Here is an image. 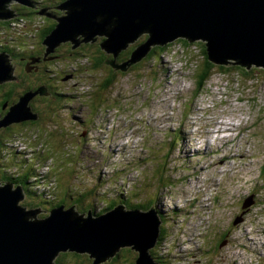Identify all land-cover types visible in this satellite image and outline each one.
<instances>
[{"label": "rangeland", "instance_id": "374dc122", "mask_svg": "<svg viewBox=\"0 0 264 264\" xmlns=\"http://www.w3.org/2000/svg\"><path fill=\"white\" fill-rule=\"evenodd\" d=\"M20 6L25 5L12 3L9 6L13 12L10 19L15 20L10 21L11 26L0 29V49L4 54H9L10 64L16 68L13 76L21 71L16 57L33 52L39 46V41L42 42L39 34H31V17L33 20L38 17L35 21L37 27L46 28L51 23L44 16L49 11L42 12V15H28L26 21L18 22L16 11ZM60 13L65 15V11ZM19 37L24 41L17 40ZM146 37L143 35L131 47L137 46ZM184 40L189 42L182 38L171 42L172 46L162 55L161 51L157 55L155 52L131 73L121 75L108 91L96 88L97 80L103 74L93 73L88 68L76 72L78 77L66 75L61 78L64 89L80 87V94L76 98L66 99L62 104L53 103L52 106L37 103L42 116L35 124L14 127L10 132L2 130L4 133L1 135L9 141L0 151V184L8 183L4 174L22 175L26 170L23 166L26 165H39L38 169H41L45 159L47 162L43 166H47V170L50 166L57 172L60 197L66 199V204H72L82 192L93 191L85 196L86 205H82V209L88 205L94 208L96 204L95 209L99 210L103 206H99L96 200L100 179L103 184L101 192L110 193L104 196L99 192L106 199L116 195L120 189H131L132 185L128 189L121 188L126 185L124 181L127 184L137 181L142 185L137 191L134 190L131 199L145 205L154 202L155 206L160 202L165 208L172 209L173 206L196 205L207 198L209 200L198 204L193 213L205 211L206 208L208 212L214 211L217 218L210 221L209 233L212 238L209 241L215 247V241L218 242L222 236L220 232L230 224L234 229L233 242L230 243L232 252L229 253L231 263L254 264L256 259L253 256L257 255L254 249H263L261 244H264V235H258V231L264 227V205L253 203L250 212L243 215V220L236 225L234 222L243 212L239 209L242 201H246L250 195L264 192L263 69L254 66L247 72L231 68L226 74L215 70L205 89L197 92L196 73L207 45L203 41L185 44ZM24 42L27 46L21 45ZM45 59L50 60L47 56ZM227 62L236 63L232 59ZM252 69L255 71L253 76L249 73ZM31 75L29 79L32 80L35 74ZM25 88L24 85L18 86L16 91ZM68 102L71 104L66 106L72 108L64 107ZM97 105L108 108L96 114L92 109ZM7 108L9 110L10 107ZM78 112L77 117L74 113ZM107 115L110 116L107 118ZM50 157H53L52 163L48 160ZM132 158L140 160L138 165L143 168V175L132 162L125 164ZM31 161H34L33 165ZM117 172L119 175L122 173V178L115 183L113 179ZM127 177L134 178L128 181ZM30 187L36 188L33 183H30ZM34 193L36 196L28 192L21 205L28 209H39L40 217L47 216L49 206ZM67 193H71L72 198ZM125 196L128 200L129 196ZM225 201L226 210L220 208L216 212L219 207L224 208ZM223 216L224 220L219 219ZM175 220L171 219L170 222ZM199 222L200 219H196L189 225L191 234L186 238L195 242L193 249L202 251L198 245L201 242L205 245V242ZM168 225L169 222L164 223L166 228ZM243 232H250L247 236L251 237L252 242L248 261L244 255L246 250H240L236 244L244 237ZM175 234L178 232L175 231ZM172 253L179 256L176 248ZM134 255L135 258H132L133 254L124 250L119 263L135 264L137 253L134 252ZM205 255V251L197 252L188 264H206L208 258ZM164 260L167 262L166 258ZM184 261L187 262L184 257L170 260L174 264ZM66 262L90 264L91 261L87 255H81L76 259L75 256H67ZM226 262L224 258H217L208 264Z\"/></svg>", "mask_w": 264, "mask_h": 264}, {"label": "water", "instance_id": "95a60500", "mask_svg": "<svg viewBox=\"0 0 264 264\" xmlns=\"http://www.w3.org/2000/svg\"><path fill=\"white\" fill-rule=\"evenodd\" d=\"M31 1L0 0V21L12 18V3L30 6ZM60 10L65 15L56 17L54 31L43 41L46 56L62 44L71 43L76 49L101 36L103 49L114 55L109 64L127 72L153 47L182 38L206 42L208 58L216 65L264 69V0H66ZM143 35L148 36L146 41L126 62L117 64L119 54ZM10 62L9 54H0V84L17 80ZM37 95H49L48 89L23 94L0 115V132L37 120L30 106ZM25 196L22 185L0 184V264H56L64 253L87 255L91 264H107L127 248L138 254L135 264H160L152 256L163 223L157 205L144 211L119 204L95 215L93 210L81 213L76 205L64 204L40 217L39 209L21 205ZM253 203L254 196L244 201L234 225Z\"/></svg>", "mask_w": 264, "mask_h": 264}, {"label": "trees", "instance_id": "16d2710c", "mask_svg": "<svg viewBox=\"0 0 264 264\" xmlns=\"http://www.w3.org/2000/svg\"><path fill=\"white\" fill-rule=\"evenodd\" d=\"M50 1L51 0H32L31 1L32 4L30 6H26V7L25 6L24 7L20 6V8H17L18 10L16 11L17 12L16 15L18 16V18H16V20L18 22L19 21H26V19H27L26 16L28 17V15L29 16L30 15H38V14L42 15V12L49 11V13L47 15H44L51 21L50 25H48L46 28H44L42 26H38L37 27L35 21L38 19V17L36 16V18L34 20H33V17H31V19H32L31 20V22H32V25H31L32 32H31V34H33L35 36H36V34H39V36L42 39V42L44 41V39L47 36H49L54 31L57 22H56V18H53V16L54 15L59 16L58 14L61 11L60 10L61 5L63 4V1H66V0H53V1H56V2H51V3H50ZM28 10L30 12H27ZM13 11H15V10H13ZM14 20H15V18L10 19L9 21L8 20L0 21V29H2L5 26L6 27L7 26H11L10 21H14ZM40 28H43V29H40ZM147 38H148V36L146 37V39ZM146 39H144V41H146ZM17 40H19L21 42L23 39H21V37H19V38H17ZM104 40L105 39L103 37H100L97 42H90L88 44L81 45L79 48H76V49H73V46L70 43L69 51L67 53L61 52V54L63 53L64 54L63 56H65V57L61 56L63 58H61L60 56H56V51L57 50L55 52L47 55V58L50 59V60L53 59L54 56H55L56 59L58 58V60H57L58 62L52 67V71H51V74H50V76L52 77V79L54 81L57 80L56 83L51 82L44 75H34V79H32V80L30 79L32 83H33V81L35 83V85L33 84L34 86H32L31 82L29 81V79L27 80L24 77L23 73H22V75H20V73H19V75H16L17 76V80L9 81V82H5L3 84H0V109L2 110V113H3V106L5 104H8V107H10L11 105L15 104L18 101V99L23 94H25L26 92H28V91H37L39 88H45L46 87L48 89L49 95H47V96L37 95L36 97H34L32 99V101L34 99L38 100V99L43 98L44 101L41 103L42 105H50V106H52L53 103H59V104L61 103L62 104V101L66 100V99L70 100L72 98H76V96L78 94H80V93H78V91H80V87L79 86L78 87H76V86L74 87L73 86L74 89L73 88H68V90L64 89L62 87L63 83L61 82V78H63L66 75H72L73 77H78L76 72L86 71V68L92 70L93 73L100 72V73L103 74L102 77H100V79L97 80L96 88L108 91L117 83V80H118V78L121 75H127L128 73H131L132 70H134V69H136V68H138L139 66L142 65V61H141V62L137 63L136 65H134L131 68V70H128L127 72H124L122 70H116L114 67H112L109 64V62L114 59V55L111 54V53H108L105 49H103V47L101 45L102 42H104ZM144 41H142L138 45L142 44ZM42 42L39 41V46L37 45V47H35L34 50L35 49H39L40 45H42L46 49V45H44V43L41 44ZM184 43L185 44H189L190 42H187V41L184 40ZM26 44L27 43L24 42L21 45L27 46ZM131 46L127 50H125V51H123V52H121L119 54L118 58L116 59V63L117 64H122V63L126 62L130 58L132 52L137 47V46H135V47H131ZM170 46H172V43H168V44H166L163 47H161V46L153 47L151 52H150V54L146 57V59H150L152 57V55L155 54V52H156V55L159 54L160 51H161L160 54H162ZM1 50H3V49H1ZM20 50H24V49L20 48ZM22 52H24V51H22ZM203 52H204L203 61H202V64L198 67L197 73H196L197 75H196V87L195 88H196L197 92L198 91L199 92L203 91L205 89L206 83L211 79V77H212L213 73L215 72V70H219L220 73H225V74L229 70H231V68L241 69V70H243V71L245 70L247 72L249 70L246 67H241V66H237V65L231 66V67L230 66L228 67L226 65L217 66V65H215L214 63H212L209 60L208 54H207V51H206V46H205ZM5 53L7 54V52H5ZM45 53H46V51H45ZM24 54H22V55H24ZM51 56H53V57H51ZM35 58L36 59L39 58L40 62L46 61L45 60L46 54H44L43 58L39 57V56H37ZM86 60L88 61L87 62L88 65L87 66H86ZM25 72H27V70H25ZM254 72L255 71L253 69H252V71H249L251 76H253ZM262 72L264 73L263 70H262ZM75 74L77 76H74ZM18 80H20V82ZM26 82L28 83L27 86H26ZM8 84H10V86L6 87ZM23 85L26 88L24 90H22V91L17 92L16 91V87L23 86ZM56 86H58V89H57V91L55 90L54 96H55L56 99H58V101H56V99H52L53 96H52V94H51L52 92L50 90V89L55 88ZM81 88H83V87H81ZM70 89H72V91H75V90H77V91L76 92H72ZM49 90H50V92H49ZM95 90L96 89L94 88V91ZM16 97H17V99H16ZM34 103L35 102H33V104ZM38 103H40V102H38ZM70 104H71V102H68V103L65 104V106L63 104V106L65 108H72V107L66 106V105H70ZM36 105H37V102H36ZM30 106L32 107L31 103H30ZM107 108H108V106H107ZM107 108H104L102 105H97V108H93L92 110H93V112H96V114H97L99 111L103 112L102 110H106ZM38 110H39V113H41V116H42V111L39 109V107H38ZM34 112L38 114V119H40V114L38 112H36V111H34ZM6 113L7 112L4 111V114L1 115V116H4ZM74 114L78 117V114H80V112L74 113ZM77 119H79V118H77ZM36 122H37L36 120L33 121V123H36ZM6 130L3 129L4 132H10L9 130L8 131H6ZM4 132H2V130L0 132V151H3V147L5 146L6 141H9L8 139H4L3 136L1 135ZM11 140H12V138H11ZM172 140H174V138ZM66 148L68 150L69 147L66 146ZM48 159H51V162L53 161V157H50ZM139 161L140 160H138L137 162L139 163ZM129 162H132V161L128 160V162L125 163V164L128 165ZM25 168H26V170L24 171V175H20L19 177H14V176H9V175L7 176L6 174H4L5 181H10V182L12 181V183H14L15 186L22 185V186H24V189H25V186H26V184H28V180L31 178L32 175L34 176V178L38 177V174H37L36 170L32 169L31 166L26 165ZM51 171H52V169H51ZM52 175L55 176V178H56V180L58 182L57 172H54V170H53ZM50 178H53V177H50ZM100 180H98L100 185H97V189L99 187L98 191H100V189L102 188ZM48 186L50 188H52V189L54 188V190L57 188L56 189V193H57V197L59 199L58 203H56L55 200L45 201L44 204L48 205L49 207L50 206L57 207V206H61V205L65 204L69 208V207H71L73 205H76V207H77L79 212H81V213L85 212L86 213V212H88V209L91 208V206H92V205H88L87 207L82 209L84 204L86 205L85 196L86 197L89 196L90 193L91 194L93 193V191H88L86 193H83V192L80 193V196L78 198L74 199L73 203L72 204L70 203L71 204L70 205V204H66L67 203L66 199H63V198L60 197V191H59L58 183H57V186L55 184H48ZM130 190L131 189H129L127 191L121 190V191H119L117 193V194H119L118 196H117V194L116 195H112V197L110 199L114 200V201H112L111 203H107L108 207L103 209L104 212H106L108 210H111L118 203L121 204V202L125 203L127 208L141 209V210H144V211L149 210L150 208H152L154 206V202H151L148 205H145V204L138 203L135 200L131 199V197L134 195V193H132V190L131 191ZM70 194L71 193H67V196L69 198H72V195L70 196ZM103 194L106 195V194H110V193H108L107 191H104ZM33 195L36 196V194L34 192H33ZM125 195L129 196L128 200H127V196H125ZM39 199H41V196H39ZM254 203H256L258 205L260 204L259 206L264 205V192L263 191L258 192V194L256 196H254ZM156 204H158V203H156ZM158 206H159V211L161 213L160 215H161V218L163 220V223H166V222L170 223V220L176 218L181 212L180 209H176V208L175 209H167L164 206H162V204L160 202H159ZM23 207H25V206H23ZM252 211H254V209ZM95 215H100V214L96 213ZM262 215H264V213ZM166 231H167L166 227L163 224L162 227H161L160 240L163 238V236L165 235ZM227 235L228 234H224L222 237L224 238ZM124 250H126V249H124ZM124 250H122L110 263H107V264H123V263H119V261H122L121 258H122V253L124 252ZM156 254L152 251V256L155 258L156 261L160 262L161 264H166L167 263L164 260L165 257L160 255V252L156 251ZM67 256H73V257L75 256V259H76V258H79L81 255L75 254V253H72V254L71 253H64V254H61L58 257V259L56 260V263L57 264H68L66 262ZM89 263L91 264V262H89ZM74 264H77V263H74Z\"/></svg>", "mask_w": 264, "mask_h": 264}, {"label": "flooded vegetation", "instance_id": "af4514ba", "mask_svg": "<svg viewBox=\"0 0 264 264\" xmlns=\"http://www.w3.org/2000/svg\"><path fill=\"white\" fill-rule=\"evenodd\" d=\"M59 14H61V13H59ZM57 16L56 15H54L53 16V18H56ZM42 44V43H41ZM69 49H70V43H66V44H63V45H61L58 49H57V51H56V56H63L64 54L62 53L61 54V52H65V53H67L68 51H69ZM1 50V49H0ZM45 51H46V49H45V47H43L42 45H40V48L39 49H35L33 52H31V53H29V54H24V55H21V56H17L16 57V63H18L17 64V66L19 67H21L20 69H21V71L19 72L20 73V75H22V73L24 74V77L26 78V79H29V77H32V75L31 74H35V75H44V76H46L51 82H54V83H56L57 82V80H53L52 79V77L50 76V74H51V71H52V67L58 62L57 60H58V58L56 59L55 58V56L53 57V56H51V57H53V59H51V60H46V61H42V62H40L39 60L37 61V60H35L36 58L35 57H37V56H39V57H44V54H45ZM2 52H4L3 50H1L0 51V54H2ZM55 55V54H54ZM63 57H65V56H63ZM63 57H61V58H63ZM37 62V63H36ZM35 63V64H34ZM25 70H27V72H25ZM29 81L31 82V80L29 79ZM35 85V83H34V81H33V83L31 82V85L32 86H34ZM57 89H58V86H56L55 88H53V89H50L51 90V94H52V99H56L55 98V96H54V94H55V90L57 91ZM50 90H49V92H50ZM44 101V99L43 98H41V99H38V100H36V99H34L32 102H31V104H32V107H33V110L34 111H36V112H38L39 113V110H38V107L36 106V102L38 103V102H40V103H42ZM56 101H58V99H56ZM33 102H35L34 104H33ZM7 110H8V108L5 110V109H3V113H2V110L0 109V115H3L4 114V111L5 112H7ZM40 114V117H41V113H39ZM33 124H35V123H33V121H28V122H24V123H20V124H15V125H13V126H10V127H8L7 128V130L6 131H11V129L12 128H14V127H19V126H28V125H33ZM220 238V244L222 243V242H224V243H226L227 242V240H225L224 241V238L222 239L221 237H219ZM247 248V247H246ZM248 250V249H247ZM127 251H129L130 253H132L133 254V256H132V258L135 256L134 255V252L133 251H131V250H127ZM248 254V253H247ZM131 258V259H132ZM135 258V257H134ZM246 258V257H245ZM247 259V258H246ZM91 261V260H90ZM57 264V263H56ZM244 264H248V263H244Z\"/></svg>", "mask_w": 264, "mask_h": 264}, {"label": "built area", "instance_id": "2783aa9c", "mask_svg": "<svg viewBox=\"0 0 264 264\" xmlns=\"http://www.w3.org/2000/svg\"><path fill=\"white\" fill-rule=\"evenodd\" d=\"M49 184H55V182L52 180V181H50V183ZM47 187H49V186H47ZM50 188V187H49ZM201 213V214H200ZM210 216H211V212H208V210H207V208L205 209V211H202V212H198L197 214H193V218L196 220V219H200V222H199V224L202 222V220H203V218H210ZM193 220V219H192ZM190 221H191V219H190ZM239 245V244H238ZM242 247V249L241 250H246L247 248H246V245H245V242H244V244H243V246H241ZM248 251L249 250H247V253H248ZM232 251L231 250H228V253H231Z\"/></svg>", "mask_w": 264, "mask_h": 264}, {"label": "bare ground", "instance_id": "6f19581e", "mask_svg": "<svg viewBox=\"0 0 264 264\" xmlns=\"http://www.w3.org/2000/svg\"><path fill=\"white\" fill-rule=\"evenodd\" d=\"M151 52V51H150ZM149 55V54H148ZM223 159V158H222ZM225 161V160H224ZM194 214V213H193ZM262 243H263V240H262Z\"/></svg>", "mask_w": 264, "mask_h": 264}]
</instances>
